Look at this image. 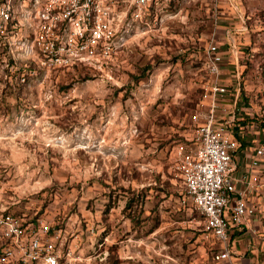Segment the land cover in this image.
<instances>
[{"label":"rangeland","instance_id":"1","mask_svg":"<svg viewBox=\"0 0 264 264\" xmlns=\"http://www.w3.org/2000/svg\"><path fill=\"white\" fill-rule=\"evenodd\" d=\"M240 3L249 27L241 96L253 139L264 133V0ZM104 5L116 30L110 59L48 67L0 41L3 196L28 222L79 236L85 253L92 238L108 236L110 264H212L204 217L186 198L172 151L200 103L204 53L226 21L225 3L147 0L139 18L137 0ZM22 33L20 42L32 41L28 26Z\"/></svg>","mask_w":264,"mask_h":264},{"label":"built area","instance_id":"2","mask_svg":"<svg viewBox=\"0 0 264 264\" xmlns=\"http://www.w3.org/2000/svg\"><path fill=\"white\" fill-rule=\"evenodd\" d=\"M104 1L0 0V41H8L11 52H14V45H20L29 58L48 67L67 65L82 55L110 59L116 30L110 8ZM146 1L137 0L136 17L141 16L142 4ZM18 7L25 8L22 20L17 19ZM25 25L33 33L30 42L19 41ZM224 57L215 43L206 50L205 64L210 81L204 94L207 110L194 117L195 122L202 120L196 135L198 145H179L174 156L186 198L204 217L203 244L218 250L216 263L233 264L232 226L242 228L245 220L256 215L249 198L260 186L258 171L264 163V133L258 132L253 143L249 171L237 175L235 157L240 143L229 134L226 123L219 122L221 103L231 89L222 76ZM235 79L234 102L237 104L241 101L242 71L239 66ZM1 193L0 184V264H110L108 236L92 238L90 251L85 253L80 249L79 236L68 238L67 230L44 219L28 222L2 203ZM91 234L92 237L95 234L93 229Z\"/></svg>","mask_w":264,"mask_h":264},{"label":"crops","instance_id":"3","mask_svg":"<svg viewBox=\"0 0 264 264\" xmlns=\"http://www.w3.org/2000/svg\"><path fill=\"white\" fill-rule=\"evenodd\" d=\"M225 3V11L222 12L223 19L226 21L221 22L218 27L217 36H215V43L224 52V65L222 76L225 83L230 85L229 95L221 103V110L219 112V122L226 123L229 134L237 139L240 143V150L235 157V163L238 167L237 175L249 171V161L252 155L254 141L256 138H249V131L252 129L248 127V107L244 103L243 97L237 104L234 102L236 98V85L235 70L237 66L241 67V50L244 48L248 41V21L245 17L246 11L243 4L240 7L237 5L243 0H222ZM244 41V42H243ZM207 73L206 83L203 89L201 100L197 109L191 113L189 125L182 135V140L177 143L172 151V161L174 169L181 178L177 170L174 152L177 146L184 145L186 147H195L198 145L196 142V135L198 127L202 124V120L195 122L194 117L197 114H202L207 110L204 106V94L206 85L210 81V75L205 64ZM242 93V82L240 94ZM224 109V110H223ZM257 136V135H256ZM260 173V186L253 196L249 198L250 206L256 210V215L244 221L242 228L232 226L233 236L230 244L231 263L233 264H264V163ZM0 174V178H1ZM182 179V178H181ZM1 183V201L3 204L8 205L10 210L18 213L16 208L17 203H11L3 196L5 189L3 182ZM83 241V240H82ZM211 245H209L210 247ZM210 247L212 264H230V263H216L215 256L219 253L218 250H213ZM85 249H83L84 251ZM197 259V258H196ZM198 264H207L205 261L197 259Z\"/></svg>","mask_w":264,"mask_h":264},{"label":"trees","instance_id":"4","mask_svg":"<svg viewBox=\"0 0 264 264\" xmlns=\"http://www.w3.org/2000/svg\"><path fill=\"white\" fill-rule=\"evenodd\" d=\"M203 222H204V219H203Z\"/></svg>","mask_w":264,"mask_h":264}]
</instances>
